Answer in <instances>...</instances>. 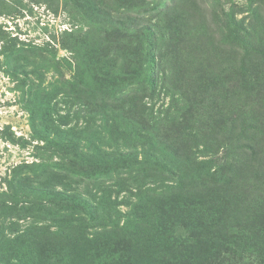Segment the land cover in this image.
Masks as SVG:
<instances>
[{
  "label": "trees",
  "instance_id": "16d2710c",
  "mask_svg": "<svg viewBox=\"0 0 264 264\" xmlns=\"http://www.w3.org/2000/svg\"><path fill=\"white\" fill-rule=\"evenodd\" d=\"M62 1L87 28L67 34L65 89L42 90L23 49H0L15 82L41 89L38 110L28 107L33 138L59 158L39 157L17 181L33 201L0 208V264H264V30L233 8L220 19L203 0ZM158 90L169 103L155 111ZM59 93L102 124L62 128ZM115 176L126 202L104 186ZM9 212L54 230L43 241L41 227L9 221L7 237Z\"/></svg>",
  "mask_w": 264,
  "mask_h": 264
},
{
  "label": "rangeland",
  "instance_id": "374dc122",
  "mask_svg": "<svg viewBox=\"0 0 264 264\" xmlns=\"http://www.w3.org/2000/svg\"><path fill=\"white\" fill-rule=\"evenodd\" d=\"M152 7L160 0H146ZM207 6L208 13L212 10L220 19L222 14L228 13L231 8L236 11V20H242L247 27H251L249 23L255 24V34H263L264 30V0H203ZM107 4H113V0H106ZM165 3L168 0H164ZM149 6V7H150ZM71 5L69 3L64 6L62 0L59 2L45 0H0V49L3 44H14L16 48L24 50L22 58L26 59V72H31L35 67L43 75V83L41 89L52 91L54 89L62 90L66 88L68 82H71L72 73L66 69L70 58L68 50L62 49L63 46H72L73 38L68 36V32L75 31L78 28L86 31V27L82 25L75 26L77 23L72 20L67 10ZM257 12V18L254 14ZM72 13V9H71ZM153 12L149 13V19L153 22ZM20 63H25L21 61ZM11 69L4 64V58L0 56V208L5 205L16 206L21 209V201H33L32 196L26 194V190L17 184L18 180L32 178L34 165L39 163V157L51 160L57 163L59 158L52 156L50 153H42L37 145L41 143L33 138L31 122L32 116L28 107L38 110L39 101L36 100L41 94V89L37 88L30 94L26 87H21L20 83L15 82L10 77ZM33 80L37 85L38 81L30 75L29 81ZM32 85V84H31ZM39 85V84H38ZM30 86V85H29ZM34 90V89H33ZM62 92V91H60ZM155 99L150 104L154 106V110L164 109L169 98L163 92H157ZM64 94L59 93L52 101V105L56 104L57 115L53 118L56 123H62V128H84L88 126L87 121L94 116L90 108L85 107L79 100L68 101ZM148 102V100H146ZM50 104V106L52 107ZM93 111V110H92ZM35 123L40 127V119L35 114ZM60 123V124H61ZM101 121L96 117L95 127L100 126ZM83 144H85L83 142ZM11 184V185H10ZM90 189L91 184H88ZM84 185L83 190L88 189ZM104 186L110 191V196L115 197V191H120L118 202H126L129 200V193L125 190L127 184L122 182L116 176L106 180ZM43 198V197H41ZM44 199V198H43ZM122 212H127L128 208L124 205L118 207ZM1 210V209H0ZM9 212L4 214L5 219L1 218L7 237H13L8 225L9 221L16 222L19 231H23L26 227H41L42 230L35 231L36 238L45 241L47 230L52 232V223L45 220H34L29 217L28 213L20 214V219L15 218ZM11 216V218H10ZM51 227V228H50Z\"/></svg>",
  "mask_w": 264,
  "mask_h": 264
}]
</instances>
